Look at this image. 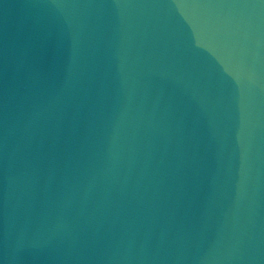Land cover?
Here are the masks:
<instances>
[{
	"label": "water",
	"instance_id": "obj_1",
	"mask_svg": "<svg viewBox=\"0 0 264 264\" xmlns=\"http://www.w3.org/2000/svg\"><path fill=\"white\" fill-rule=\"evenodd\" d=\"M0 264H264V0H0Z\"/></svg>",
	"mask_w": 264,
	"mask_h": 264
}]
</instances>
